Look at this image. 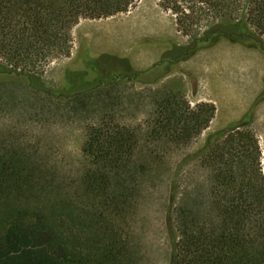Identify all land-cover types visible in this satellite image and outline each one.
I'll return each instance as SVG.
<instances>
[{
    "label": "trees",
    "instance_id": "16d2710c",
    "mask_svg": "<svg viewBox=\"0 0 264 264\" xmlns=\"http://www.w3.org/2000/svg\"><path fill=\"white\" fill-rule=\"evenodd\" d=\"M134 2L0 0V264H143L128 225L143 186L160 175L163 162L156 150L142 148L137 129L118 121L114 93L155 71L169 74L222 41L264 56V0H160L177 16L178 29L195 38L153 68L137 71L123 60L119 74L95 80L69 72L62 91L30 70L69 57L82 20L126 13ZM149 93L133 99L157 107L148 127L156 141L187 146L215 117L212 104L191 108L172 90ZM263 101L264 91L242 119L209 135L179 165L198 160L210 171V212L193 201L174 220L177 178L167 173L169 264H264L263 152L253 129ZM70 118L90 122L72 180L49 159L45 134H34Z\"/></svg>",
    "mask_w": 264,
    "mask_h": 264
},
{
    "label": "rangeland",
    "instance_id": "374dc122",
    "mask_svg": "<svg viewBox=\"0 0 264 264\" xmlns=\"http://www.w3.org/2000/svg\"><path fill=\"white\" fill-rule=\"evenodd\" d=\"M176 19L172 12L162 8L160 0H135L126 13L100 20H82L73 31L74 45L69 57H59L30 70L41 75L46 85L56 91H62L68 85L69 72L83 73L87 80H95L119 74L121 69L118 65L123 60L137 71L149 70L170 51L192 44L195 35L187 36L180 31ZM90 25L99 29L92 30L95 28ZM158 89L183 95L191 108L202 103L214 105L216 113L209 128L184 147H175L166 140L156 141L149 137L148 127L157 107L151 100L144 98V101L137 102L133 96L149 95L150 91ZM263 91L264 56L255 49L222 41L175 66L169 74L155 71L143 77L140 83L120 86L118 93H114L120 100L115 104L121 112L118 121L137 129L142 148L150 146L163 162L160 175L143 186L142 198L134 206L136 215L128 225L143 264H169L168 175L175 174L177 178L174 220L179 208L187 207L193 201L200 204L203 212H210V171L198 160L185 163L178 170L179 165L187 156L196 154L209 135L242 119ZM58 123L46 133L38 127L34 134L36 139L45 134L47 139L43 137L53 150L48 148L49 159L58 161L62 174L72 180L81 167L79 161L90 122L70 118ZM253 129L264 150V101L255 109ZM262 162L264 167V157ZM195 207L200 210L198 204Z\"/></svg>",
    "mask_w": 264,
    "mask_h": 264
},
{
    "label": "bare ground",
    "instance_id": "6f19581e",
    "mask_svg": "<svg viewBox=\"0 0 264 264\" xmlns=\"http://www.w3.org/2000/svg\"><path fill=\"white\" fill-rule=\"evenodd\" d=\"M97 25V24H96ZM100 26V25H99ZM89 27H92V28H95V29H92V30H95V31H97L98 29H97V27L96 26H94V25H90ZM109 28V27H108Z\"/></svg>",
    "mask_w": 264,
    "mask_h": 264
},
{
    "label": "water",
    "instance_id": "95a60500",
    "mask_svg": "<svg viewBox=\"0 0 264 264\" xmlns=\"http://www.w3.org/2000/svg\"><path fill=\"white\" fill-rule=\"evenodd\" d=\"M232 44H233V43H232ZM197 54H198V53H196V55H197ZM196 55H194L192 58H194ZM192 58L187 59V60H185V61H183V62H187V61L191 60ZM183 62H182V63H183ZM179 64H181V63H178V65H179Z\"/></svg>",
    "mask_w": 264,
    "mask_h": 264
},
{
    "label": "crops",
    "instance_id": "0c3cea01",
    "mask_svg": "<svg viewBox=\"0 0 264 264\" xmlns=\"http://www.w3.org/2000/svg\"><path fill=\"white\" fill-rule=\"evenodd\" d=\"M260 145H261V149H262V152H263V157H264V150H263V147H262V143L260 142ZM263 164V162H262ZM263 171H264V167H263Z\"/></svg>",
    "mask_w": 264,
    "mask_h": 264
}]
</instances>
